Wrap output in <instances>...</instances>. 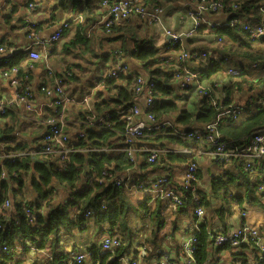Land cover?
Listing matches in <instances>:
<instances>
[{"label": "trees", "instance_id": "16d2710c", "mask_svg": "<svg viewBox=\"0 0 264 264\" xmlns=\"http://www.w3.org/2000/svg\"><path fill=\"white\" fill-rule=\"evenodd\" d=\"M34 2L38 3L39 7L36 8V11L39 10L40 12L52 11L54 13L55 10L59 9L61 12L67 10L74 13H82L85 11L92 12L94 9L100 8L102 0H54L50 7L49 0H32V3ZM236 2L240 4V8L236 11L228 12L226 15L224 14L226 18L223 20L224 22L226 20L230 23L232 17L239 15L249 23L260 21L264 17V13L260 11L264 9V0H236ZM28 3L29 0H22V4L27 5ZM51 19V16H46L44 21L34 26L30 24L29 20L22 19V17L17 18L21 25H28L27 37L30 30ZM75 19L71 17L64 21L65 26L62 29L61 36L66 34V31L70 29V25ZM210 19L211 24H208L206 21H200L195 27L194 34L203 31L205 28L209 32H214L215 35L212 36V39L217 44V53L209 51L208 48H194L195 51H203L205 54L204 57H200L198 60L194 59L201 63L202 66L201 68H194L192 64L187 65L188 69L195 73L198 82H201L202 79H206L217 71L227 73L230 78L240 76L244 71H247L251 75L252 72H255L256 68L260 69L259 73L264 72V64H259L253 60L251 53L247 51L251 49L252 41L264 43V36L252 37L238 23L230 25L224 22L218 23L214 17ZM5 20L6 22H10L8 17ZM85 20L90 21L87 25L93 21H98L96 18L90 16H85ZM124 23L132 25L134 30H139L142 27L140 22H133L131 17L124 19ZM100 25L102 31L100 36L103 35L105 41H116L119 43L115 49L101 52V60L108 61L107 59L111 58L114 64V56L123 49L125 55L130 60L121 64L127 65L132 70V73H120L119 76H109L103 71L102 75L89 85L92 87L96 84V81L97 83L103 82L117 90V94L114 96H105L98 101L95 99L92 101L95 108H99L101 105H110L99 116L108 117L110 122L109 127L98 129L88 125L81 129L77 125L75 133L68 135L69 144L75 150L67 153L68 157L66 158L65 165L61 166L59 161L60 155L53 157L52 152H48L47 154L32 153V151L37 150L41 146L47 127V119L51 117L57 120L61 106L47 108L44 113H40L38 118H34L36 120L28 117L34 116L33 113L38 112L37 110L26 111L21 106H17L16 103L9 107L5 113L0 114V174L4 171L6 175L5 177L0 175V242L7 244L9 247L7 252L0 251V264H64L71 253L77 251L91 253L92 264H123L129 252L133 251L132 259L135 258L137 252L136 246L143 243L140 236L150 226L153 229L152 239L155 244L162 235L174 233L179 228L176 219L188 215L196 205V202L192 199L191 192L183 190L182 184L178 183L174 175L176 172L174 169L177 166L184 164L185 169L190 162H196L194 152L176 153L165 149L169 146L178 145L196 146L197 143L189 142L181 136L171 134L169 131L172 128L169 127L165 129L167 133L163 129L157 133L144 130V136L136 143L141 159L136 163L131 161L130 156L123 149L126 144L123 132L127 123L124 115L127 108L133 105L136 100H129L128 103L122 104L130 89L125 84L119 83L118 78L125 80L128 84H134L136 83V76H146L153 83L152 93H155L153 95V104L148 110L152 113L159 112L163 115L164 119L170 121L174 128L183 130L201 127L198 121H205L210 118L212 121H215L218 112L223 109H218V105L228 104L232 100V79L219 86V88H222L223 96L219 95L215 103L211 102L213 96L211 91H206L205 95L201 92L197 99H193L196 85L192 84L184 89L187 92H180L179 85L177 84L178 81L175 79L177 75L181 74L180 69L185 67V61L181 60L179 62L177 70V68L170 67L172 64H177V61L162 58V54L169 49L172 52L180 48H184L189 52L194 51L185 45V42H188L191 36L184 38L183 43L177 42L171 47L168 46L166 41L162 45L156 46L154 44V34L151 36L126 35L124 31L116 32L113 25L109 26V28L113 27V32L108 31L104 24L100 23ZM11 26L12 29L18 27L17 24H11ZM86 33L87 31H81L79 26H77V32L71 43L83 41L87 45L90 38L85 37L87 36ZM3 41L0 38V43L3 44ZM7 45L9 46V44ZM49 45L47 46L48 54L52 55L55 49V41L49 42ZM255 52H264V49L257 47ZM26 53L23 49H19L16 53H13L6 60L4 66L7 67L3 68V70L27 58L28 54L26 55ZM232 57L242 59L241 65L234 70H232L233 67L227 65L228 60ZM137 60L140 61L139 64L135 62ZM253 63L257 66L253 67ZM71 68H74L73 64H71ZM105 68L107 66L103 69L105 70ZM111 68L112 66H110ZM65 70L67 71L68 69ZM48 72L49 68H46L45 82L41 83V88L38 87L39 91L43 87L49 86L46 84L52 82L53 76H60L61 73L60 70L54 68H52L51 76L47 75ZM69 74L73 78L79 79L75 72H69ZM59 81L64 84L65 78L61 76ZM26 83H28L27 80L19 86V90H29L31 100L34 102L32 89L31 87L28 88ZM80 85L78 87L81 93L83 87ZM213 87H215V84H213ZM65 91L74 99L72 103H84L81 97L83 93L89 92L79 93L80 97L74 98V94L77 93L76 86H73L71 91L67 89ZM95 95L99 97L101 92L96 91ZM251 96H262L263 101L261 103L252 102L248 106L245 104L238 118H233L229 121L220 120L218 124V129L222 130V137L233 146L246 145L252 137L253 131L264 127V90L257 91L255 95ZM86 111L90 112L91 110ZM79 118L81 122L87 119L84 111L80 112ZM36 121L38 122L37 124ZM64 123V130L67 132V123L66 121ZM42 127L45 128L41 134L42 137L36 138L37 141L34 146L29 149L30 140L24 141L21 136L17 139L13 133V131H17L20 135L27 136L29 133L27 130L33 128L31 134L33 133L32 137L35 138V134L41 132ZM37 129L39 131H36ZM118 131L122 132V134L117 135ZM109 137H112V139H109ZM105 141L108 148L107 151L104 149L99 152L93 150L94 148H101V144ZM144 146L161 149L154 161L150 162L148 160L150 153L141 149ZM81 148L83 151L80 150ZM10 152H19L21 154L15 159L3 156ZM81 160L88 167L85 168L82 177L79 179V187L75 188L72 192L66 193V187H71L72 182L76 179L77 170L81 166L77 164V161ZM103 160L111 161L114 167H118L123 163H135V167L131 168L127 174L138 181H141L153 172L169 173L175 188L178 191H183V202L177 205L165 198L144 193L143 197L136 204H133L131 194L120 185L113 184L114 178L104 184L94 196L86 199L89 191L101 183L97 177L100 174V164ZM240 162L239 158L231 159L232 169L221 168L223 173L220 172L211 178L209 185L211 193L209 195L206 194L205 189L197 188V205L207 208L208 214H217L224 210L231 211L232 208L225 203L217 206L214 204V206L212 202L225 198L229 193L232 194L231 191L233 189H244L252 195H255L254 193L259 190V181L251 180L250 173L242 168ZM216 163L218 164V162ZM226 163L229 162L220 163L218 166L223 165L222 167H224ZM136 169H138V172ZM195 171L196 176L201 177L202 171L199 166L196 167ZM110 172L111 169L103 170L105 176H108ZM53 178H55V183L49 184V180ZM26 192L30 195V198L27 200L24 199ZM52 196L57 197L56 203L48 208L46 214L42 213L40 209L51 203ZM211 196L213 199H211ZM255 197L257 196L255 195ZM6 200L10 201L11 210L2 208L1 205ZM173 205H177V207H173ZM133 209L138 210L136 216L135 214L133 215ZM26 211L30 212V215ZM169 216H172L173 219H170L169 223L165 225L166 228L164 230V224ZM85 231L87 232L86 236H78ZM193 232L196 237V241L193 244L195 245L194 255L199 260L203 257H208L207 243L211 240L214 243L216 235L219 232H227V230L212 232L211 240L209 239V230L204 223L199 224L197 227L194 226ZM106 235L116 236L119 238V241L125 239L128 241L123 251L119 255H113L111 260L107 259L108 254L113 249L119 248L120 243L118 246L106 250V252L102 251L96 240ZM68 244H72L73 250L66 249ZM223 245L231 247L226 243H223ZM177 247L180 248V246ZM39 251L47 255L39 257ZM163 254H166V252L160 251L154 256L156 259H159ZM31 255L32 258L28 260V257ZM233 255L236 257L235 259L238 258L250 263L237 252H234ZM122 257L123 259H121ZM45 258L47 260L43 261ZM258 264H264V254Z\"/></svg>", "mask_w": 264, "mask_h": 264}, {"label": "clouds", "instance_id": "9594fccd", "mask_svg": "<svg viewBox=\"0 0 264 264\" xmlns=\"http://www.w3.org/2000/svg\"><path fill=\"white\" fill-rule=\"evenodd\" d=\"M54 0H49V7L51 3H53ZM183 3H190L193 7L197 9V12H203L202 16L199 15H193L191 13V10H183L182 4ZM33 7L32 0H29V3L25 6V8L22 10L23 12H27L28 15L25 17V19H32L36 20L40 16H51L52 19L40 24L38 27L30 30L28 32V36H30L36 44L40 45V51L34 52L27 58L22 59L18 64L13 65L10 68L4 69L0 71V85H6L9 81V78L11 76H17L18 78L16 80L12 81V85L16 84H22L25 80L28 81L27 87L30 88L32 82L34 81V77L31 75L36 68H42L47 67L49 68V72L47 75H52V68L55 65H59L61 68L60 76H53L52 82L58 83L61 76L65 78L64 84H59L56 93L57 95L61 96H67V92L71 91L73 86L77 87V93L79 92V85L83 83L84 79L91 74L93 69L95 68V64L91 65H85L86 71H79L77 69L71 68V62L74 59H79L78 57H74L73 53L77 51H81L83 56H87L82 49L80 48L79 44H72L69 43V41L72 39V37L77 32V26H79L81 31L87 30V24L90 21L85 20V16H90L93 18H96L99 22L104 21L110 14L112 15L113 19L108 22L109 25H113L116 32L124 31L126 35H139L144 36L148 35L151 36L153 33H158V37L155 39L154 44L156 46H160L164 43L165 35L167 32L172 29L176 28L177 25H179V33L184 34L186 33V30L191 28L192 25L199 22V20H205L208 24L211 23V17L214 15H220L223 10V14H227L230 11H236L240 8V4L236 2V0H137V2L129 7H125L122 3L116 2V0H102L101 7L98 9H94L92 12H82L77 15L76 19L72 22L70 25L71 31L68 32L67 35L60 36L59 39L55 40V49L54 53L52 55L48 54V47L49 42L47 38L45 41H40V36L54 28H57L60 24L64 23V21L67 19L68 16L72 15V12L70 11H63L61 12L59 9L55 10L53 13L52 11H46V12H36L32 13L30 9ZM261 13H264V9L260 10ZM166 13H168L166 15ZM124 17H131L133 22H140L142 24V27L139 30H134L132 28V25L124 23ZM145 20L147 21L145 23ZM232 22H236L235 18H233ZM113 27L109 28L108 31L113 32ZM18 31H23V29H17ZM260 31H264V28L260 29ZM115 33V32H114ZM186 34L192 35L193 33L187 32ZM197 35L207 36L211 38L215 35L214 32H209L207 28H205L203 31L197 33ZM11 38V37H9ZM216 43L213 42L210 47H215ZM35 48V44L33 45ZM259 47L264 49V43H261L259 41H252L251 42V49H248L251 53V58L258 62L259 64H264V52L257 53L255 52V49ZM12 46H3L0 45V52H3L5 50L11 51ZM65 48L68 49V51H65ZM174 55H179L181 59L185 61V67L180 69L182 75H177L175 77L176 81H179L181 79H191L195 76V73L190 72L188 70L187 65L195 64L197 61L195 60H188L187 59V53L183 49H177L173 51ZM115 63L112 64V60L110 59L107 63L112 64V67H118L120 63L129 61L130 58L125 55L124 50L121 49L120 53L116 54L114 56ZM81 64H84V60L79 61ZM137 64L140 63L139 60L135 61ZM171 68H179L178 64H172L170 65ZM19 69V71H18ZM65 69H68L67 71ZM110 68H106L105 74L107 71H110ZM125 72L128 71V68L126 67L124 69ZM69 72H75L76 75L79 77V79L73 78ZM229 79H232L233 82V89H232V100L225 105H218L219 108L228 109L231 106V103H240L242 104L245 99H247L251 95H255L257 91L264 90V72H261L259 74H253L249 75L247 71H244L241 73L240 76L237 77H229L227 73H223L220 71L215 72L214 74H211L206 79H202L201 82L197 83L196 91L193 92V99H197L198 96L203 91H211L213 93L212 96V103H215L216 98L219 96V93L216 91V89L219 88V86L222 83H227ZM118 82L125 84L127 88L130 89L127 97H125L122 101L123 103H128L129 100H135L139 96H142L145 94V92H148L149 90L145 88L146 83V76H140L139 80L134 84H128L125 80L119 79ZM193 83H196L195 80H193ZM213 84H215V87H213ZM97 89H103L101 92V95L99 97H96L95 93ZM90 94L85 98L84 103L81 104H75L73 105L71 101L65 100L64 105L61 106L62 110H67L63 112V115L59 118L61 122H63L66 119H71L73 116H75L77 110L84 111L85 115L87 116L86 120H83L81 122L80 118H77V125L81 127H86L91 124L92 120L98 118L100 114L107 110V108L110 105H101L99 108H95L92 104V101L103 99L105 96H114L117 94V90L114 88H111V85H106L103 82H98L96 85H94L90 90ZM52 94L51 91V85L45 89L42 90L38 94L39 97L43 98L44 100L48 99V96ZM152 95H155V93H150ZM75 95V94H74ZM36 104V101L32 104L28 105V108H34ZM122 106V105H121ZM91 110L86 111V110ZM33 115L35 117H39V112H34ZM142 116L141 109L137 108L132 114L129 116V119L126 123L131 124L133 120L139 119ZM218 118V117H217ZM52 118L49 117V120ZM163 119V115H161L159 112H153L151 115L144 116L143 119H140V123L136 125V127H142L145 120L156 122L157 120ZM48 122V121H46ZM198 123L201 124L202 127H205L208 130H211V135L207 137V141H211L214 136L220 135L222 130L217 129L216 124L214 121L211 120H205V121H198ZM36 131H39L37 129ZM72 129L69 128L66 133H62V135H70ZM122 132H117V135H121ZM109 139H112V137H109ZM139 139V138H138ZM56 143L63 147V140L61 139V136L58 135L56 138ZM202 146L208 147L209 144L204 143L202 141ZM101 148H104L105 151L108 150L106 147V141L101 144ZM83 151V149H80ZM59 153H53L52 156L55 157ZM128 156H131L132 153L128 152ZM212 153H207V155H197L196 157V164H193L192 166L198 167L201 164L206 166V163L208 160H210ZM52 158V157H50ZM136 159H139L137 157ZM149 160H151V157H148ZM167 163V161H165ZM231 163V161L229 162ZM78 165H81L76 173V179L72 182L71 187H66L65 192H72L75 190V188L79 187V179L82 177L83 172L85 168L88 167L87 164L81 161H77ZM151 166V165H150ZM135 167V163L133 164H127L123 163L118 167H114L113 163L108 160H103V162L100 164V174L98 175L97 179L101 181V183L95 187H93L89 193L88 197L94 196L97 191H99L104 184H106L108 181L115 178L117 174L120 173H127L131 168ZM104 169H111V172L108 176H105L103 174ZM203 171V169H202ZM156 173H154L155 175ZM206 175V173H205ZM196 184H200V178L199 177H193ZM27 183V181H25ZM55 183V178L49 180V184ZM185 183H187V180H185ZM260 189V188H259ZM167 193L165 191H161L160 197L165 196ZM183 195V191H180L176 199H179V196ZM193 195H196V193L193 191ZM30 198L29 193L24 194V199L27 200ZM159 198V197H158ZM57 201L56 196L51 197V203L43 206L40 210L42 213L47 212L48 208L51 207L53 204H55ZM4 206H8V202L4 201ZM173 207H177V205H173ZM206 211L205 207H200L198 209V212L201 216L204 215ZM230 226L228 227L227 231L229 233L234 232L237 230V228L240 227L239 222L236 220V217L233 216L232 219L229 221ZM181 229H178L176 232L171 233L163 242H156L153 243L152 234L153 229L150 226L145 232H143L140 236V238L143 240V243L140 245H137V252L135 254V258L133 259V264H156V258H149L150 252L158 251L160 247H163L166 251V255L161 259V264H206V257H203L201 259H197L195 255H193L192 249L190 247L192 243V237L188 233L181 234ZM246 230V229H245ZM210 238V237H209ZM246 239V237H244ZM120 243V247L113 249L112 252H110L107 256V259H111L113 255H119L120 252L123 251V248L127 245L128 241L122 240L118 241ZM233 243H238V241H233ZM260 242H250V247L257 246ZM182 244V248H178L177 245ZM241 245V243H240ZM83 246V245H79ZM235 249V248H234ZM70 250V246H69ZM106 252V251H105ZM92 257V256H91ZM90 257V264L92 261V258ZM128 258L132 259V253H128ZM123 259V257L121 258ZM239 260V259H237ZM242 261V260H241ZM235 263V262H234Z\"/></svg>", "mask_w": 264, "mask_h": 264}, {"label": "built area", "instance_id": "2783aa9c", "mask_svg": "<svg viewBox=\"0 0 264 264\" xmlns=\"http://www.w3.org/2000/svg\"><path fill=\"white\" fill-rule=\"evenodd\" d=\"M137 0H116V2L118 3H122L125 7H129L131 5H133L134 2H136ZM6 2V0H0V3ZM110 2H112V0H110ZM35 7L33 5V7L30 10H34ZM191 13L193 15H199L202 16L203 12H197V9L195 8L194 11H191ZM128 17H124V19H127ZM233 18H235L236 22H232ZM113 17L110 14L104 21L99 22L101 24H104L107 27L108 30V22L110 20H112ZM230 23L227 22L225 20L224 23H229L230 25L233 23H238L240 25L243 26V28L248 31V33L252 36V37H259L261 34L264 33V31H260V29L264 28V17L260 20V21H256V22H247L243 19V17L241 15L239 16H234L230 19ZM200 21H205V20H199ZM198 22V23H199ZM198 23L192 25V28L187 30V32H191L194 34L195 31V27L196 25H198ZM211 24V23H210ZM65 26V22L60 24V26H58L51 34L50 36L47 38L48 42L51 41H55L56 39H59L61 36V32L63 27ZM177 34L176 32L173 31H168L167 34L165 35L166 39L164 41H166V43H168V46H173L175 45V43H183V39L187 38L189 36L192 35H188V34ZM30 39H32L30 36H28ZM42 42V41H41ZM33 45L35 43V41L33 40ZM0 45H3L5 47H7L6 45L0 43ZM39 45V44H37ZM183 49L186 53H187V58L188 59H192V60H198L200 57H204V52L203 51H192L189 52L187 50H185L184 48H180ZM18 50L12 49L11 51H3L0 52V56L10 52V53H16ZM27 51L28 56H30L31 54H33L34 52H38L37 49L32 48V45H28L26 46L25 50ZM162 58H166L169 60H174L177 61L176 63L179 64V62L183 59L180 58L179 55H174L172 50L169 49L168 51L164 52L162 54ZM1 60V58H0ZM253 67H256L257 65L255 63L252 64ZM128 68V71L125 72L124 69ZM130 67H128L127 65H123V64H119L118 67H112L110 71L107 72V75L109 76H119L120 73H132V70L129 69ZM236 68H233L232 70H234ZM189 70V69H188ZM190 71V70H189ZM191 72V71H190ZM179 75H182L179 74ZM139 76H136V82L139 80ZM144 76V75H143ZM18 77L17 76H11L9 78V82H11L13 80H16ZM193 80L196 81V83H193ZM197 83H199L196 80V77H192L191 79H181L178 81V85L179 88L181 90L186 89L188 86L190 85H196L197 87ZM59 84H62L61 81H59L58 83H54L51 86V91L52 94L49 95L53 101H52V107H56V106H62L65 103V100L67 101H71L73 102L74 99L68 95L67 96H61V95H57L56 90L59 86ZM21 84H16L14 85L16 91H15V96L13 98H9V99H4V98H0V114L5 113L9 107H11L14 103H16L17 105H20L22 108H24V110L28 111H34L36 110L35 107L34 108H28L27 106L33 103V100H31V93L29 92V90H25V91H21L19 90V86ZM43 87V89L47 88ZM145 88L148 89V92H145L144 95L139 96L138 98H136L135 103L133 105H131L129 108H127L126 112H125V118L126 121H128L129 116L132 114V112H134L137 108L141 109L142 111V116L139 119L133 120L131 122V124H127V126L125 127V130L123 132L124 135V141H125V146L123 147V149L126 151V153L131 152L132 155L130 156L131 161L135 162V154L134 152L137 151V147H136V143L141 139L142 136H144V130H149L151 132H159L161 131V129H165L167 127L172 128V130H170L169 132L171 134H174L176 136H181L182 138L186 139L189 142H200L202 143V141L204 143L209 144L208 146V153H212L213 155L211 156L214 160H216L219 163H223L226 161H231V159L233 158H239L242 162V166L244 169L249 170L251 172H253V170H260L262 172H264V127L263 128H259L253 131L252 137L250 138V140L248 141V143H246V145L243 146H233L231 145V143L224 139L222 137V135H217L214 136V138L209 142L207 141V137L209 135H211V130L206 129L205 127H196V128H190V129H176L174 128L170 121L167 119H160L157 120L156 122H151L148 120H145L144 124L142 127H136L137 124L140 123V119H143L144 116L146 115H151L152 112L148 110V108L153 104V100L154 97L152 94V90H153V83L146 78V83H145ZM204 95L206 94V91L202 92ZM87 97V94H83L82 96V101H85V98ZM263 98L262 96H251L249 98H247L244 103L240 104V103H233L231 104L230 108L228 109H222L220 112H218V115L215 118V124L216 127L218 129V124L221 121H229L232 120L233 118H238L240 116V112L241 109L245 107V104L248 106L250 104H252V102H262ZM39 113H41L40 110H37ZM65 110H60V113L58 115V119H54L52 118L51 120H49V118L47 119L48 122H46L47 127H46V131L43 135L44 139L41 143V146L38 147L37 150L32 151L33 154H42L45 153L47 154L48 152H52V153H56L58 152L60 155L59 157V161L61 163V166L65 165L66 162V158L68 157L67 153L75 150V148L73 146H71L69 144V136L68 135H62V133H66L64 130V121L61 122V120L59 119L62 115L63 112ZM218 117V118H217ZM91 126L96 127L98 129H103V128H107L110 126V122L108 120V117H98L94 120H92ZM167 133V132H165ZM60 135L61 139L63 140L64 144L63 147H61L60 145H58L56 143L55 138ZM139 138V139H138ZM104 148H94L93 150H95L96 152L99 151H103ZM142 150L148 151L149 156L151 157V160H149L150 162L154 161L156 159V157L158 156V154L160 153L161 149L159 148H154V147H149V146H144L143 148H141ZM165 150L170 151V152H182V153H193L192 150L188 147V146H183V145H178V146H169L167 147ZM21 153L19 152H10L9 154H4V157L10 158V159H15L16 157H18ZM196 164V162H190L186 168L183 170L184 172L181 174V176L179 177L178 183L182 184V188L183 190L189 191L192 194V199L194 200V202H196L195 207H194V216H196L197 218L201 217V215L198 212V209L202 206L197 205L198 202V195L196 193L197 190V185L195 183V180L193 179V177H197L196 176V167L194 168L192 165ZM2 177H5V173L4 171L1 172L0 174ZM185 180H187V183H185ZM113 184L115 185H120L122 188L125 189V191L128 192H132V191H144V193L146 194H150V195H154V196H159L160 197V193L161 191H165L167 194L161 198H165L167 200H169L170 202L179 205L181 202H183L182 198L183 196H179V199H176V197L178 196L179 192L181 190H177L174 186V184L172 183V180L170 179V175L167 172H160L159 174H157L155 177H149L147 176L146 178H143L141 181H138L137 179H133L130 175H128L127 173H120L118 176H115V178L113 179ZM193 191L196 193V195H193ZM264 197V195H263ZM8 202V206L5 207L4 203L1 205L2 208L6 209V210H11V205H10V201L6 200ZM27 214L30 212L26 211ZM244 214V213H243ZM246 229V230H245ZM192 237V243L190 245L193 255H194V251H195V245L194 242L196 241V237L194 232L190 235ZM246 237V239L244 238ZM251 239L252 242L255 241H259L260 240V234H259V230H257L256 228L253 227H249L247 225H240L239 228H237L236 231L229 233L227 232H219L215 239L214 242L218 245V244H223L226 243L228 245H230L232 248H237L240 246V243H242L243 241H246L248 239ZM119 238L116 236H110V235H106L104 237H102L101 239H99L98 242V246L99 248H101L102 251H106V250H110L116 246L119 245L118 243ZM233 241H238V243H233ZM181 246L183 247V245L181 244ZM260 246V251L264 254V244L259 245ZM9 249L8 245L0 242V251L2 252H7V250ZM166 254H163L162 257H164ZM91 257V253L87 252H72L71 255L69 256V258L65 261L66 263L64 264H87L86 260L90 259ZM161 257V258H162ZM125 264H133V259H129V258H125ZM156 264H161V259H156ZM235 264H250L241 260H237L235 262Z\"/></svg>", "mask_w": 264, "mask_h": 264}, {"label": "crops", "instance_id": "0c3cea01", "mask_svg": "<svg viewBox=\"0 0 264 264\" xmlns=\"http://www.w3.org/2000/svg\"><path fill=\"white\" fill-rule=\"evenodd\" d=\"M35 9L34 10H30L32 13H36L38 11H36V8L39 7L38 3H33ZM25 4H22V0H6V2L0 3V38L3 39L5 45L9 44V46H12V49L15 50H19V49H23L25 50L26 46L28 45H32L33 47V39H30L27 37V26L28 25H21L20 22L17 20L18 17H22V19H25V17L28 15L27 12H23L22 10L25 8ZM16 7V8H14ZM182 8L183 10H188V9H193L195 7H193L190 3H183L182 4ZM80 13H74L72 12L71 16H68L67 18H76L77 15ZM168 13H166L167 15ZM6 17H8L10 19V22H6ZM214 17L215 20H217L218 23L224 22L223 20L226 19L225 15L223 13H221L220 15H214L212 16ZM12 18V19H11ZM46 18V16L42 15L40 16L38 19L36 20H32V19H26L30 21L31 25H37L38 23L44 21V19ZM97 22V21H96ZM215 22V21H213ZM11 24H17L18 27L15 29H12ZM60 26V25H59ZM17 29H23V31H18ZM56 28L42 34L40 36V41H45L46 38H48L50 36V34L55 30ZM173 29H179V25H177L176 28ZM71 31V28L66 31L67 35L68 32ZM87 36L90 38L87 43V45H85L82 42H76L74 41V43L72 44H79L80 48L82 49V51L88 55L87 56H83L81 51H77L73 53L74 57H78L79 59H74L71 64H73L74 69H77L81 72L86 71V67L85 65H91V64H95V68L93 69V71L91 72V74L89 76H87L83 83L80 85L83 87V91L80 93V91L78 93H76L74 95V98L80 97L79 93L82 94L83 92L89 91L92 87H90V83L94 82L96 79H98L99 76L102 75V72L104 71V67L107 66V68H110V66H112V64L107 63L111 58H108V61H102L100 58L101 52L108 50V49H115L118 46V42L116 41H105L103 39V35L100 36V34L102 33L101 31V25H96L95 21H93L91 24L87 25ZM154 34V33H153ZM154 38L156 39L158 37V33H155ZM11 37V38H9ZM75 35L72 37V39L69 41V43H71V41L74 39ZM215 42V40L207 36H202V35H197L194 34L192 35L189 39L188 42H185V45L187 46V48L194 50V48H208L209 51L213 52V53H217L216 51V46L215 47H210V45ZM8 46V45H7ZM35 49L38 50V52L40 51V45H35ZM65 51H68L67 48H65ZM27 52V51H26ZM12 55V53L8 52L2 56H0L1 60H0V71L3 70V68L7 67L4 66V64H6V60H8V58ZM27 55V53H26ZM28 56V55H27ZM216 56V55H215ZM84 60V64H81L79 61L80 60ZM242 59L240 58H231L228 60L227 65H235V66H240L242 61ZM193 67H197V68H201L202 64L199 62H196L195 64H192ZM226 65V66H227ZM47 67H42V68H36L35 71L31 74L34 77V81L31 84V89L33 92V96H34V100L36 101L35 104V109L36 110H40L41 113L49 108L52 107V101L53 99L48 96L47 100H44L43 98L39 97L38 94L40 92H42V90L40 89V91L38 90V87L41 86L42 82H45V69ZM54 69L60 70L61 68L59 67V65H55L53 67ZM106 69V68H105ZM260 71V69H255V72H252L251 75L253 74H258ZM52 81V79H51ZM51 83H47L46 85H53ZM97 84V81H96ZM95 84V85H96ZM45 85V86H46ZM41 88V87H40ZM15 87L11 84V82L8 81V83L6 85H0V98H4V99H9V98H13L15 96ZM97 91L102 92L103 89H97ZM184 91L180 89V92ZM187 92V91H184ZM217 92L219 93V95L223 96L222 93V88H218ZM84 94V93H83ZM87 96H89L90 92L86 93ZM82 98V97H81ZM246 100V99H245ZM244 100V101H245ZM34 101V102H35ZM238 103V102H237ZM244 103V102H243ZM73 105L75 104H81V103H72ZM20 106V105H17ZM67 111V110H66ZM80 110H77L75 116H73L71 119H66V123H67V130L69 128L72 129L70 135L73 133H75V129L77 126V118L79 117L80 114ZM32 120H36L34 119L35 116H31L28 117ZM38 121V120H37ZM36 121V124L38 123ZM45 128L42 127L41 132H38L35 134V138H33V133L31 134V132L33 131V128L28 129L27 132L28 135L27 136H22L20 135L17 131H13L14 135L16 136L17 139H19V137L21 136V138L24 141H29V148L33 147L35 142L37 141L36 138L38 137H42L41 134L43 133ZM34 139V140H31ZM33 143H32V142ZM192 152H194L193 154H195V158L197 157V155H207V151H208V147H204L202 146V143H197L196 146L192 145V146H188ZM140 151H137V153L134 152L135 154V163L141 159V156L139 154ZM137 154V155H136ZM137 157H139V159H136ZM216 160H214L212 157L210 158V160L207 161L206 166L201 164V177L200 178V184H196L197 188H203L206 190V194L209 195L211 193V190L209 189V185H210V180L211 178L215 177L216 175H218L220 172V170H218V167L215 165L216 164ZM226 162H230V161H226ZM241 166H242V162ZM218 164H220L218 162ZM223 164V163H221ZM223 166V165H222ZM184 167L185 165L182 164L181 166H177L174 170L176 171L174 173L175 178L179 180V177L181 176V174L184 172ZM227 168V169H232L233 165L232 163H226L225 166L223 167ZM243 168V166H242ZM244 169V168H243ZM138 172V169H136ZM246 170V169H245ZM250 173L251 176V180H258V188H260L259 190L256 191V193H254L257 197H255V195H252L248 192H246L244 189L240 190V189H233L231 192L232 194H228L225 196V198L223 199H218L217 202H212L213 205L215 204L217 205H221L222 203L227 204L229 207L232 208L231 211H221L219 213H207V208L206 211L204 213L203 216L197 218L196 216H194V212L193 210H191L188 215H184L181 216L180 218H177V225H178V229H181L182 226V230H181V234L183 235L184 233H188L189 235H191L193 233L194 230V226H198L201 223H204L205 226H207L208 230H209V234H210V240H211V234L212 232H218V230L220 231H224L227 230L228 227L230 226L229 221L232 219L233 216L236 217V220L239 222V225H247L249 227H253L256 228L257 230H259V234H260V240H259V244L257 246H253L250 247V242H252V240L249 238L246 241H243L241 243V245L237 248H231V247H225V245L223 244H216L215 242L213 243V241H209L207 243L208 245V257L206 260V264H235L234 262L237 261V259H235L236 257L233 255L234 252L239 253V255L243 256L244 258H246L250 263L252 264H258L259 261L262 260V255L263 253L260 251V246L261 244H264V172L256 169L253 170V172L247 170ZM206 173V175H205ZM218 173V174H217ZM223 173V172H222ZM151 174H149L148 176H151ZM137 191H132L129 192L131 194V199H132V203L136 204L137 201L140 199V197H137L134 193ZM228 196L231 197L228 200ZM211 199L212 196H211ZM214 205V206H215ZM230 212V213H229ZM244 213V214H243ZM170 219L172 220L173 217L169 216L168 217V221L166 220L165 224H164V230H165V225H167V223H169ZM172 222V221H171ZM177 229V230H178ZM176 230V231H177ZM175 231V232H176ZM169 235H162L159 239L158 242H163ZM70 246V250H73L72 248V244H69ZM177 246H180V248H182L181 244H178ZM179 248V247H178ZM67 250H69V247L66 248ZM166 252L165 249L163 247H161L160 250L155 251V252H150L149 253V258H155L154 255H156L158 252ZM157 257V256H156ZM112 258V257H111ZM128 258V257H127ZM111 260V259H109ZM87 264H90V259L86 260ZM92 262V261H91ZM123 264H125V261L123 262Z\"/></svg>", "mask_w": 264, "mask_h": 264}, {"label": "rangeland", "instance_id": "374dc122", "mask_svg": "<svg viewBox=\"0 0 264 264\" xmlns=\"http://www.w3.org/2000/svg\"><path fill=\"white\" fill-rule=\"evenodd\" d=\"M145 21H146V20H145ZM146 22H147V21H146ZM191 28H192V27H191ZM191 28H189V29H191ZM189 29H187V30H189ZM187 30H186V31H187ZM169 31H170V32L173 31V32H176L177 34H180L179 31H178V29H173V28H172V29H170ZM154 34H155V33H154ZM165 37H166V36H165ZM165 39H166V38H165ZM165 39H164V40H165ZM164 42H165V41H164ZM260 103H261V102H260ZM64 122H65V120H64ZM181 165H182V164H181ZM181 165H180V166H181ZM215 165L218 167V170L222 171V170H221V168H223L222 166H218L217 163H216ZM199 168H201V167L199 166ZM154 173H156V174L154 175ZM159 173H160V172H153L152 175L149 176V177H155V176H156L157 174H159ZM168 174H169V173H168ZM217 174H218V173H217ZM134 194H135L137 197L142 198L143 195H144V191H142V192H141V191H137V192H135ZM229 198H231V197L228 196V200H229ZM133 210H134V209H133ZM190 210H191V209H190ZM134 214H135V216H136V215L138 214V210H134L133 215H134ZM135 216H134V217H135ZM76 232H77V231H76ZM78 234H79V232H78ZM86 235H87V232L85 231L84 233H81V234H79L78 236L82 237V236H86ZM98 240H99V239H97L96 242H99ZM67 247H69V244L67 245ZM81 247H82V246H81ZM82 249H85V248H82ZM132 252H133V251H131V253H132ZM46 255H47V254L44 255V252H41V251L38 252V256H39V257L46 256ZM31 258H32V255H31L30 257H28V260H30ZM40 259H42V258H40ZM46 260H47V258L43 259V261H46Z\"/></svg>", "mask_w": 264, "mask_h": 264}, {"label": "bare ground", "instance_id": "6f19581e", "mask_svg": "<svg viewBox=\"0 0 264 264\" xmlns=\"http://www.w3.org/2000/svg\"><path fill=\"white\" fill-rule=\"evenodd\" d=\"M189 10V9H188ZM191 11H194L195 10V8H193V9H190ZM95 24L96 25H99L100 26V23L97 21V22H95ZM231 67H233V68H238V66H235V65H230ZM177 70H178V68H177ZM176 71V70H175ZM242 110V109H241ZM164 130V129H163ZM197 143H200V142H198L197 141ZM193 212H194V209H193Z\"/></svg>", "mask_w": 264, "mask_h": 264}, {"label": "water", "instance_id": "95a60500", "mask_svg": "<svg viewBox=\"0 0 264 264\" xmlns=\"http://www.w3.org/2000/svg\"><path fill=\"white\" fill-rule=\"evenodd\" d=\"M260 36H264V33H263V34H261Z\"/></svg>", "mask_w": 264, "mask_h": 264}]
</instances>
